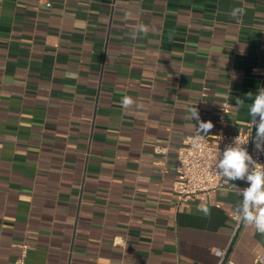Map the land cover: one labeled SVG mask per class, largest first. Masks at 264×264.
Here are the masks:
<instances>
[{
	"label": "crops",
	"instance_id": "obj_1",
	"mask_svg": "<svg viewBox=\"0 0 264 264\" xmlns=\"http://www.w3.org/2000/svg\"><path fill=\"white\" fill-rule=\"evenodd\" d=\"M47 1L0 0V264L22 241L27 264H217L242 197L180 202L176 149L193 107L210 132L250 123L264 0ZM229 255L264 264V234L245 224Z\"/></svg>",
	"mask_w": 264,
	"mask_h": 264
},
{
	"label": "built area",
	"instance_id": "obj_2",
	"mask_svg": "<svg viewBox=\"0 0 264 264\" xmlns=\"http://www.w3.org/2000/svg\"><path fill=\"white\" fill-rule=\"evenodd\" d=\"M47 5L51 6L52 0H48ZM229 107L228 102L223 104L221 120L225 119ZM255 133V127L250 122L236 133H228L220 127L216 132H209L201 144L195 143V137L200 134L198 131L186 134L176 149L175 169L179 177L173 182V191L179 196V201L199 200L227 185L215 173L214 164L217 154L219 152L222 154L224 149L232 145L238 136L241 141L248 140L245 145L247 151L257 163L264 165V151H257L254 142ZM246 187L248 184L244 188ZM231 217L234 221V231L227 247L214 250V255L218 258L217 264H237L229 252L245 224L234 218V212L231 213ZM14 245L19 248V254L13 264H27L29 244L22 241Z\"/></svg>",
	"mask_w": 264,
	"mask_h": 264
},
{
	"label": "clouds",
	"instance_id": "obj_3",
	"mask_svg": "<svg viewBox=\"0 0 264 264\" xmlns=\"http://www.w3.org/2000/svg\"><path fill=\"white\" fill-rule=\"evenodd\" d=\"M242 12L243 9H233L231 15L237 16ZM138 31L147 34L148 27L144 24L136 26L132 33V39L137 38ZM251 95L252 93L248 94L249 97ZM136 104L137 101L129 96H124L120 101L123 109H129ZM236 104L240 106L243 101L237 99ZM190 112L189 118L199 122L198 128L195 127L200 134L195 137V143L201 144L214 125L211 121L204 122L200 119L197 107H193ZM248 112L251 117L250 122L256 129L255 147L257 151H264V88L257 91ZM247 143L248 140L241 141L239 136L236 137L234 143L227 146L222 154L220 152L217 154L214 171L224 183L235 187L242 197L241 202L234 209V218L238 222L253 226L257 232L264 234V165L257 163L249 154L245 147ZM237 180L246 181L248 187L238 189L232 183ZM199 210L205 215L209 214L206 205L201 206Z\"/></svg>",
	"mask_w": 264,
	"mask_h": 264
}]
</instances>
